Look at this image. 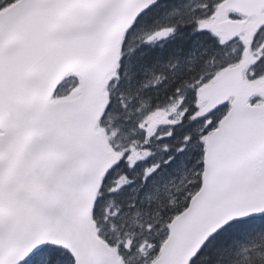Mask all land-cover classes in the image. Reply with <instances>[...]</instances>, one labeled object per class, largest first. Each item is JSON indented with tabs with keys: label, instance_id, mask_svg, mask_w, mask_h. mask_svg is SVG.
I'll return each instance as SVG.
<instances>
[{
	"label": "snow or ice",
	"instance_id": "obj_1",
	"mask_svg": "<svg viewBox=\"0 0 264 264\" xmlns=\"http://www.w3.org/2000/svg\"><path fill=\"white\" fill-rule=\"evenodd\" d=\"M0 264H264V0H0Z\"/></svg>",
	"mask_w": 264,
	"mask_h": 264
}]
</instances>
